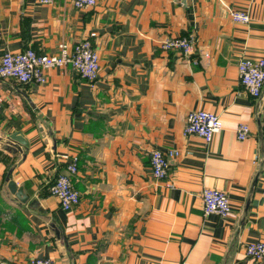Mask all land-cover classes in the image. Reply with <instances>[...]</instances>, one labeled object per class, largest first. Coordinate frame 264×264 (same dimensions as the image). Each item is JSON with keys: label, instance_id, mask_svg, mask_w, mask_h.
<instances>
[{"label": "crops", "instance_id": "crops-1", "mask_svg": "<svg viewBox=\"0 0 264 264\" xmlns=\"http://www.w3.org/2000/svg\"><path fill=\"white\" fill-rule=\"evenodd\" d=\"M189 35L187 57L162 47ZM85 38L100 56L95 82L70 65L49 68L45 83L0 80V264H264L245 249L264 241V90L250 95L238 67L264 57V0H0V59ZM196 109L222 119L209 143L185 132ZM154 149L179 151L164 179ZM73 156L81 199L67 210L49 186ZM206 187L228 194L227 217L204 212Z\"/></svg>", "mask_w": 264, "mask_h": 264}, {"label": "built area", "instance_id": "built-area-1", "mask_svg": "<svg viewBox=\"0 0 264 264\" xmlns=\"http://www.w3.org/2000/svg\"><path fill=\"white\" fill-rule=\"evenodd\" d=\"M40 3H52L55 0H37ZM76 7L95 5L98 0H73ZM235 21L248 23L251 15L249 12L234 7H228ZM197 38L189 36H170L162 42L166 50H179L183 57L192 54L196 47ZM209 57V53L204 54ZM70 65L82 78L95 82L99 77L100 56L89 38L78 40L70 47L66 43L59 46L58 53L38 54L34 49L28 48L20 51H6L0 59V80L14 78L20 83L39 82L45 83L48 79L46 71L52 67H63ZM240 80L250 95L255 98L262 96L264 90V57L245 56L239 61ZM2 102L0 99V112ZM223 122L215 112L205 109L191 110L187 116L185 126L186 133L200 135L205 142L209 143L214 135L221 131ZM250 128L247 124H241L238 128V137L246 139ZM179 151L169 149L162 151L154 149L151 152V168L156 178L164 179L169 174L170 156H176ZM78 156H73L68 164L67 172L62 173L51 182L49 191L59 198L64 209H72L80 203V193L75 189L71 175L77 171ZM204 201V212L206 214L218 213L227 217L232 211V204L228 194L217 188H204L202 192ZM249 257L257 261H264V241H250L245 246ZM30 264H54L47 257H34Z\"/></svg>", "mask_w": 264, "mask_h": 264}, {"label": "water", "instance_id": "water-1", "mask_svg": "<svg viewBox=\"0 0 264 264\" xmlns=\"http://www.w3.org/2000/svg\"><path fill=\"white\" fill-rule=\"evenodd\" d=\"M20 133L19 132H15L13 134H10V139L13 140V141H20L22 143H25V140L23 141L21 138H20ZM8 186H9V189L11 190L12 193L16 194V196L20 199V200H23V201H26V199L28 198V196L26 194H24L23 192V188L22 187H18L16 182L14 180H9L8 182Z\"/></svg>", "mask_w": 264, "mask_h": 264}]
</instances>
